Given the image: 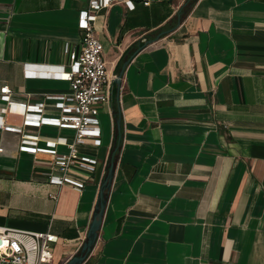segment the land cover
<instances>
[{"label":"crops","instance_id":"1","mask_svg":"<svg viewBox=\"0 0 264 264\" xmlns=\"http://www.w3.org/2000/svg\"><path fill=\"white\" fill-rule=\"evenodd\" d=\"M133 1L134 9L123 0L103 9L96 24L114 85L100 111L102 144L79 146L98 163L93 172L71 171L85 187L51 183L53 156L22 151V133L0 127V225L57 234L56 264L78 254L121 110L115 176L82 264H264V0H196L184 16L189 0ZM88 3L0 0V90L8 85L12 99L28 105L69 94L67 80L28 71L68 62ZM5 106L0 100V114ZM58 112L48 101L45 113ZM24 130L41 145L74 133Z\"/></svg>","mask_w":264,"mask_h":264},{"label":"built area","instance_id":"2","mask_svg":"<svg viewBox=\"0 0 264 264\" xmlns=\"http://www.w3.org/2000/svg\"><path fill=\"white\" fill-rule=\"evenodd\" d=\"M117 1L89 0L79 21L82 30L80 48L69 50L68 62L58 66V71H28L30 76L67 80L71 87L69 94L47 95L43 101L28 105L16 103L8 85L0 90V100L6 104L0 114V127L22 133V151L52 155L57 172H48V178L60 187L69 184L84 188L85 180L73 176L71 171L80 168L93 172L98 163L96 157L80 152L79 146L90 139L96 146L102 144L100 111L111 100L114 75L107 68L105 46L97 35L96 24L100 12ZM123 1L128 8H135L133 0ZM48 101L59 111L57 114L45 113ZM11 112L18 113L21 120H8L5 114ZM28 126H56L71 129L74 133L71 137L47 139L41 145L40 135L25 132ZM60 145H64L66 150L61 151ZM58 241L59 236L49 229L37 231L0 225V264H56L54 248Z\"/></svg>","mask_w":264,"mask_h":264},{"label":"water","instance_id":"3","mask_svg":"<svg viewBox=\"0 0 264 264\" xmlns=\"http://www.w3.org/2000/svg\"><path fill=\"white\" fill-rule=\"evenodd\" d=\"M162 34L163 32H161L157 36V38H160ZM128 62L129 61H126L123 64V67L118 73L117 78L115 80L118 88H120L121 86L122 77H123V74H124V71H125V68ZM116 125H117L118 132L121 133V128H122L121 110H119L118 112V117L116 119ZM118 147L119 146H117L115 151H117ZM115 165H116V161L114 157L112 156L110 164H109L108 172L101 184L99 196H98L94 214H93V219L90 224V227H89V230L86 236V240L83 242L79 253L72 256L65 264H82L86 260L88 255L92 252L96 244L102 223H103V218H104L105 210L107 207L109 192L111 190L113 179L115 176Z\"/></svg>","mask_w":264,"mask_h":264},{"label":"trees","instance_id":"4","mask_svg":"<svg viewBox=\"0 0 264 264\" xmlns=\"http://www.w3.org/2000/svg\"><path fill=\"white\" fill-rule=\"evenodd\" d=\"M196 2V0H189L187 2V4L182 8L181 10V15L184 16L187 14V12L189 11V9L191 8V6ZM115 117H118V113L115 112ZM120 136H121V133L119 132H116V135H115V143H114V148H113V151H112V154H111V158L112 156L114 157V159L116 160V157H117V154H118V149L117 151L116 148L117 146L119 145V142H120Z\"/></svg>","mask_w":264,"mask_h":264},{"label":"rangeland","instance_id":"5","mask_svg":"<svg viewBox=\"0 0 264 264\" xmlns=\"http://www.w3.org/2000/svg\"><path fill=\"white\" fill-rule=\"evenodd\" d=\"M100 121H101V126L104 129L106 126V120H105V117L103 115L100 116Z\"/></svg>","mask_w":264,"mask_h":264}]
</instances>
